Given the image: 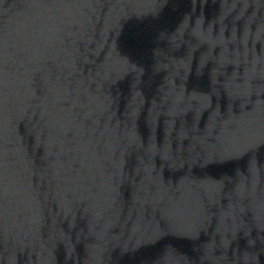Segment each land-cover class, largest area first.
I'll return each instance as SVG.
<instances>
[{
	"label": "water",
	"instance_id": "water-1",
	"mask_svg": "<svg viewBox=\"0 0 264 264\" xmlns=\"http://www.w3.org/2000/svg\"><path fill=\"white\" fill-rule=\"evenodd\" d=\"M0 264H264V0H0Z\"/></svg>",
	"mask_w": 264,
	"mask_h": 264
}]
</instances>
